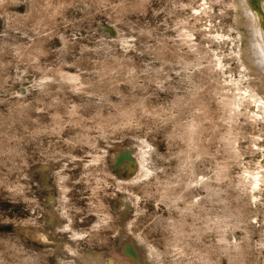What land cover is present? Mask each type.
I'll return each instance as SVG.
<instances>
[{
    "label": "rangeland",
    "instance_id": "obj_1",
    "mask_svg": "<svg viewBox=\"0 0 264 264\" xmlns=\"http://www.w3.org/2000/svg\"><path fill=\"white\" fill-rule=\"evenodd\" d=\"M248 2L264 30V0ZM201 4L0 0V264H62L57 244L96 258L122 234L141 264H264V191L248 175L264 123L235 105L250 83L229 6L199 18ZM117 143L143 145L145 177Z\"/></svg>",
    "mask_w": 264,
    "mask_h": 264
},
{
    "label": "bare ground",
    "instance_id": "obj_2",
    "mask_svg": "<svg viewBox=\"0 0 264 264\" xmlns=\"http://www.w3.org/2000/svg\"><path fill=\"white\" fill-rule=\"evenodd\" d=\"M199 1H202V4L196 5L192 8L197 11V13L196 11L195 13L197 14L199 18H204L205 15H208L209 18L213 17V14H211V12L209 11V9L212 10L214 8L213 4H217L220 6V8L218 9L224 17L226 14L225 7L227 5L229 6L230 8L229 12L232 13L231 14L232 22L229 23V27L236 31V36L233 39L239 38V42H240V44L237 45L238 49L233 50L232 54H234V56L232 58L237 59L241 62V66L244 67L243 77L244 79L246 78V81L250 83V85L246 86L243 89L244 92L242 94L241 93L239 94V99L235 101V105L236 107L244 105L246 107V112L250 115L249 118H251L253 121H259L260 123H264V30L263 28H261L259 22H257L258 16L256 12L252 10L248 0H227V2L223 0H199ZM222 6H224L225 10L224 8H222ZM213 13L216 14V10ZM209 21L211 23L213 22L212 19H210ZM192 22L196 23V21L194 20H192L191 23ZM237 25H239L241 29L238 28ZM180 26H182V24ZM191 27L189 25L188 27L182 28L183 34L187 35L189 38L193 35L192 33L193 30ZM244 32H246V36L248 38L245 37L246 43L243 46V43H244L243 33ZM216 35L219 36V38H222L226 34L216 33ZM230 36L231 35H229V38ZM222 40H224V38H222ZM218 60L221 63L220 58ZM253 138L255 139V137ZM258 138L264 139V131L260 132V135ZM257 142L258 141L256 138L255 143L257 145H260V149L263 151V159L259 160L258 167L254 171H249L248 175L250 176L249 180L253 188H258L259 186H261L262 188L261 191H264V141L261 143L260 142L257 143ZM121 144L123 143H117L114 146L115 151L112 153V156H116V154L121 155V152L125 153V151L129 150V148L131 147L133 149L137 148L138 151L134 153L133 157H135L138 160V161L136 160L139 164L137 166L142 170L138 175H136V178L137 177L139 178L141 176L145 177V175H147L151 169L148 167V165L144 163L147 159L145 158L146 151L143 149V145L140 143H136V144H131L127 147H124ZM116 158L117 157H115V159ZM45 166L46 168H49V169L50 167L54 168L53 164L51 163L49 164L47 163ZM132 172H134V170ZM42 173L45 175L50 174L48 171H45V169L42 170ZM119 175H120L119 178L121 177L126 178V175H124L123 173H120ZM134 179L135 177H133V180ZM126 192L122 193L121 198H119L121 203H118V204L122 205V207L128 201L132 200L131 199L132 195L129 192L127 193ZM260 198H264V196ZM105 219L102 220L103 223L104 221L107 223ZM104 225L107 226V224L105 223ZM23 229L27 235L33 238H41L44 241L50 242V238L47 236L46 232L38 225H30L29 223L28 224L26 223L24 224ZM128 232L131 233L130 228H128ZM120 239L124 245L123 247L114 248L108 253L100 254L96 258L78 257L79 254L75 252V250L70 249L69 247H66L64 245H62L63 247L61 249L60 244H57L54 246V248H56L54 250V254L58 256V259L61 261L62 264L66 263V259L68 260L72 259L74 262L79 263V264H141V261L144 256V252L142 253V251H135L136 246L134 245L135 247L132 248L128 244L130 240L126 238L125 235L122 234ZM138 239L140 243H145L147 245L150 253H158L157 249L152 244L148 243L147 236L145 234H142V235L139 234ZM131 243L133 242L131 241ZM130 255L133 257H131ZM136 258L137 260H135Z\"/></svg>",
    "mask_w": 264,
    "mask_h": 264
},
{
    "label": "water",
    "instance_id": "obj_3",
    "mask_svg": "<svg viewBox=\"0 0 264 264\" xmlns=\"http://www.w3.org/2000/svg\"><path fill=\"white\" fill-rule=\"evenodd\" d=\"M125 153L129 156V158H126V159H131V158H132L128 150L125 151ZM128 244H129L132 248L135 247V246L131 243V241H129ZM131 250H132V249H131Z\"/></svg>",
    "mask_w": 264,
    "mask_h": 264
}]
</instances>
